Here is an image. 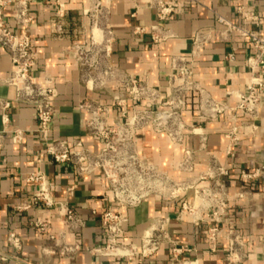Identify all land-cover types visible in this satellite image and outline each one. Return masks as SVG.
Returning <instances> with one entry per match:
<instances>
[{
    "label": "built area",
    "instance_id": "built-area-1",
    "mask_svg": "<svg viewBox=\"0 0 264 264\" xmlns=\"http://www.w3.org/2000/svg\"><path fill=\"white\" fill-rule=\"evenodd\" d=\"M34 1L0 0V49L10 63L9 72L0 76V86L12 93L11 99L0 101L3 125L0 152L4 134L9 133L16 145L23 140V130L9 129L6 112L11 103H21L33 108L35 131L52 163L70 168L78 182L86 177H98L104 192V203L97 215L103 242L89 248L92 260L87 264H99V259H109L115 264H141L152 261L165 245L168 258L162 264H199L197 259L184 257L190 248L170 236L172 217L169 215L151 218L138 242L124 240L128 223L124 210L138 207L150 198L174 204L177 220L201 225L211 252L224 241L228 263L247 259L252 250L248 249L240 230L230 223V210L247 206L264 195V169L260 165L235 166L232 171L225 166L208 151V133L202 124H190L184 111L191 101L196 104L203 122L227 116L229 124L222 131L227 157L244 140L249 141L252 148L255 146V139L262 132L259 120L264 111V15L256 5L259 0H241L235 7L239 23L215 14L217 28L196 31L188 53H174L170 57L163 90L154 87L147 76L139 78L113 64L115 36L107 20L111 0H90V7L82 12L88 18L89 29L80 41L70 44L64 55L74 62L84 87L109 93L108 105L87 99L76 106L83 113V134L98 144L95 151L79 138L52 137L58 90L49 75L35 74L38 59L28 33ZM51 1L57 17L51 21L52 32L58 36L62 32L60 19L65 13L66 0ZM128 1L135 12L143 8L154 18L149 25H135L131 30L134 36L148 35L152 45L175 37L164 24L179 11L176 3L147 0L140 6L139 0ZM8 17L15 30L8 26ZM214 38L222 43H231L234 38L250 46L245 59V88L226 91L227 101L215 99L194 79L195 63ZM226 59L234 61L233 48ZM146 132L163 135L173 147H182L185 138L193 136L196 146L184 149L181 159L166 170L143 153L141 137ZM245 153L250 155L251 150L246 149ZM24 181L36 189L13 209L17 212L37 210V216L29 224L46 239L40 249L41 258L45 262L73 261L81 250L79 236L84 221L67 201L57 200L52 195L45 173H29ZM229 187L234 190L230 192ZM73 189L72 185L67 187L69 192ZM92 214L96 212L93 210ZM54 224L62 230L55 231ZM69 236L74 239L69 241ZM8 243L15 253L21 251L22 241L17 233L8 234ZM262 257L264 262V254Z\"/></svg>",
    "mask_w": 264,
    "mask_h": 264
},
{
    "label": "crops",
    "instance_id": "crops-1",
    "mask_svg": "<svg viewBox=\"0 0 264 264\" xmlns=\"http://www.w3.org/2000/svg\"><path fill=\"white\" fill-rule=\"evenodd\" d=\"M147 0H139L143 6ZM176 3L179 11L164 24L175 37L161 44L152 45L148 35L134 36L131 33L135 25L146 26L154 22L149 10L139 8L135 12L133 4L128 0H111L108 23L115 36L112 45V62L117 67L139 78L147 76L149 82L163 90L169 73V60L174 53H188L191 37L196 31H207L217 28L215 14H219L234 23H239L235 7L241 0H165ZM90 0H66L65 13L60 19L62 32L58 36L52 32L51 21L57 19L56 8L51 0H35L31 6L32 24L28 29L38 65L37 75H49L58 90L55 102L56 114L52 121V137L79 138L92 150L98 144L83 134V113L76 106L83 100H96L108 105V91H94L84 87L79 80V71L74 62L64 55L74 41H80L89 29L87 16L82 12L90 7ZM258 10L264 15V0L256 3ZM7 24L16 29L8 17ZM264 33V29L262 31ZM234 49V61L226 59L230 49ZM250 46L244 41L232 39L231 43H222L216 38L201 52L195 63L194 79L215 99L227 101L226 91L237 89L243 91L247 78L245 59ZM10 69L6 54L0 49V76H5ZM11 91L0 86V101L9 100ZM9 129L24 131L23 140L16 145L9 133L4 134L3 147L0 152V264L17 261L19 264H87L92 260L88 254L90 247L100 245L103 238L97 224V215L104 203V192L97 176H90L77 181L66 166L52 163L43 151V144L35 131L34 110L28 105L11 103L7 109ZM114 113V112H113ZM186 121L190 124L200 123L208 133L207 149L215 154L228 168L235 166L251 167L260 165L264 169V111L259 120L262 132L255 139L254 147L249 141L236 145L234 153L224 155L225 140L222 135L228 127V119L221 117L216 121L203 122L199 119L196 104L190 101L184 111ZM0 117V130L2 129ZM143 153L162 168L169 170L171 163L181 159L183 150L195 148L196 139L187 136L182 147L169 145L163 135L150 132L141 137ZM250 149V155L245 153ZM42 171L46 174L52 195L57 200H64L72 206L84 221L79 236L81 250L73 261H43L40 249L45 237L37 234L29 222L37 216L35 208L17 212L15 205L28 198L36 189L24 181L25 175ZM72 185L73 191H67ZM230 192L234 189L229 187ZM96 215L92 214V211ZM177 207L172 203H162L154 198L142 205L124 210L128 218L125 228V241L138 242L151 218L170 216V236L179 243L190 248L184 257L197 259L199 264H232L226 259L227 245L224 241L217 244L211 252L203 237V227L185 220H177ZM230 223L244 235L247 247L252 253L247 259H240L233 264H264V195L253 199L247 206H235L230 210ZM55 231L62 230L58 224ZM17 233L22 241V249L15 253L8 243V234ZM74 238L68 237L69 241ZM167 246L165 245L152 261L141 264H162L167 262ZM99 264H115L109 259H99Z\"/></svg>",
    "mask_w": 264,
    "mask_h": 264
}]
</instances>
